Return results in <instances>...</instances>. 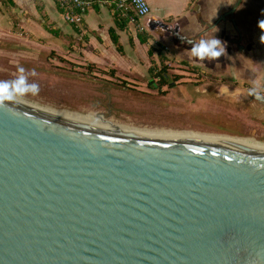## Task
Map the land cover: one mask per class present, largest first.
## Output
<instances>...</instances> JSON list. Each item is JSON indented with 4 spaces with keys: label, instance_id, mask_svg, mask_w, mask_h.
<instances>
[{
    "label": "water",
    "instance_id": "obj_1",
    "mask_svg": "<svg viewBox=\"0 0 264 264\" xmlns=\"http://www.w3.org/2000/svg\"><path fill=\"white\" fill-rule=\"evenodd\" d=\"M6 103L0 264H264V153L116 138Z\"/></svg>",
    "mask_w": 264,
    "mask_h": 264
},
{
    "label": "rangeland",
    "instance_id": "obj_2",
    "mask_svg": "<svg viewBox=\"0 0 264 264\" xmlns=\"http://www.w3.org/2000/svg\"><path fill=\"white\" fill-rule=\"evenodd\" d=\"M6 12L0 13V80L14 79L23 67L29 82L39 85L36 95L19 99L54 110L99 114L136 127L186 129L264 142V103L218 94L223 86L241 87L242 80L233 76L230 63L224 67L228 75L207 77L200 69L189 70L169 47L152 37L147 44L139 43L130 25L122 33L124 54L120 55L108 36H87L65 23L61 28L55 24L59 32L55 36L40 20L29 28L16 26ZM129 36H134L133 43ZM149 46L154 47L152 55ZM158 55L168 58V74L181 75L182 80L173 88L164 86V92L147 84L148 67L152 62L160 65ZM259 81L258 86L247 87L255 93L264 89V74Z\"/></svg>",
    "mask_w": 264,
    "mask_h": 264
},
{
    "label": "crops",
    "instance_id": "obj_3",
    "mask_svg": "<svg viewBox=\"0 0 264 264\" xmlns=\"http://www.w3.org/2000/svg\"><path fill=\"white\" fill-rule=\"evenodd\" d=\"M89 1L92 3L84 15L80 30L87 36L93 34L103 39L109 38L108 28H115L112 11L99 2ZM147 1L150 12L141 19L140 24L155 42L169 47L176 58L189 61L200 72L206 73L207 77L228 75L229 71L224 67L230 63L234 67L233 76L242 80V83L260 84L259 79L264 74V44L259 41L261 32L257 22L264 19V0ZM4 11L15 21L16 26L23 28L31 27L36 20L44 22V19L59 28L63 23L67 24L55 0H11L10 3H0V13ZM175 30L188 41L177 39L173 34ZM116 32L120 40L122 33H126L118 29ZM213 37L222 41L225 48L223 56L217 60L204 61L192 57L190 48L193 43ZM258 48L259 51H256ZM225 88L229 89L230 86Z\"/></svg>",
    "mask_w": 264,
    "mask_h": 264
},
{
    "label": "bare ground",
    "instance_id": "obj_4",
    "mask_svg": "<svg viewBox=\"0 0 264 264\" xmlns=\"http://www.w3.org/2000/svg\"><path fill=\"white\" fill-rule=\"evenodd\" d=\"M8 103L34 112L36 111L59 123L79 125L83 128H87L91 132L116 138L209 143L239 149H251L257 153H264V142L249 137H235L223 134H212L208 132L202 133L186 129L136 127L105 119L99 114H81L69 110H54L51 108L40 107L19 98Z\"/></svg>",
    "mask_w": 264,
    "mask_h": 264
},
{
    "label": "clouds",
    "instance_id": "obj_5",
    "mask_svg": "<svg viewBox=\"0 0 264 264\" xmlns=\"http://www.w3.org/2000/svg\"><path fill=\"white\" fill-rule=\"evenodd\" d=\"M257 28L261 32L259 41L261 44H264V19L258 20ZM190 53L192 57L200 61L206 59L217 60L223 56L225 48L220 39L213 37L211 39H201L198 43H193ZM17 71L19 74L14 79L0 80V108L6 107V102H12L18 97H23L27 94L36 95L39 92V85L29 82L23 67H19ZM31 75L35 76V72H31Z\"/></svg>",
    "mask_w": 264,
    "mask_h": 264
},
{
    "label": "built area",
    "instance_id": "obj_6",
    "mask_svg": "<svg viewBox=\"0 0 264 264\" xmlns=\"http://www.w3.org/2000/svg\"><path fill=\"white\" fill-rule=\"evenodd\" d=\"M107 6L118 16L132 26L136 31L144 30L140 21L149 14L150 5L147 0H94ZM5 0H0V3ZM62 19L69 25L80 27L84 15L92 1L89 0H55ZM145 31V30H144Z\"/></svg>",
    "mask_w": 264,
    "mask_h": 264
},
{
    "label": "trees",
    "instance_id": "obj_7",
    "mask_svg": "<svg viewBox=\"0 0 264 264\" xmlns=\"http://www.w3.org/2000/svg\"><path fill=\"white\" fill-rule=\"evenodd\" d=\"M5 2H11V0H5ZM112 16L114 19L115 23V28L114 27H109L108 28V35L111 40V43L115 47L116 51L122 55L124 54V49H123V44L120 40L119 34L116 32V30H121V31H127L128 30V24L126 21L122 20L118 14L114 11H112ZM44 28L49 32L52 33L53 35L57 36L59 34L58 30L55 29L54 24L51 22H48L47 20L44 19ZM83 24V22H82ZM81 24V25H82ZM80 27H77L81 29ZM72 26V25H71ZM74 27V26H73ZM136 38L138 39L139 43L141 44H147L151 36L144 30H139L136 31ZM134 36H129V41L130 43H133V38ZM154 47L149 46L148 48V54L152 55L154 53ZM158 60L160 62V65H157L156 62H152V64L148 67V74L150 75V78L147 82L148 87H151L152 89H156L159 92H164L162 89L164 86H167L168 88H172L175 83H170V81L167 79L169 77V74L167 72V68L169 67V60L167 57L163 55H158ZM184 66H187L189 70L198 72L199 70L196 67H193L190 65L187 61L182 60L181 61ZM172 80H177V82H181V75L175 74L174 77L171 78ZM156 84V85H154Z\"/></svg>",
    "mask_w": 264,
    "mask_h": 264
},
{
    "label": "flooded vegetation",
    "instance_id": "obj_8",
    "mask_svg": "<svg viewBox=\"0 0 264 264\" xmlns=\"http://www.w3.org/2000/svg\"><path fill=\"white\" fill-rule=\"evenodd\" d=\"M174 76L175 74H169V77H167V79L170 81V83H175L176 85L178 83L177 80L174 81L171 79ZM180 81L182 80L180 79ZM240 83H241V87H234V88H229V89H226L225 87L224 88L221 87L219 94L222 95V93H224L226 95L234 96V97L241 95V96H244V98H246L249 101H252V102L256 101L258 103H260L261 101L262 103H264V89H258L256 90V93H255L253 92L252 88L247 87V84L249 83H245V82L244 83L240 82ZM175 85L173 87H175ZM261 91H263V93H261Z\"/></svg>",
    "mask_w": 264,
    "mask_h": 264
}]
</instances>
